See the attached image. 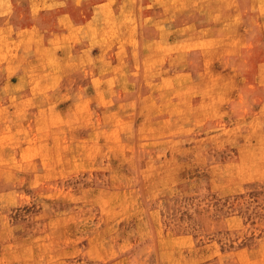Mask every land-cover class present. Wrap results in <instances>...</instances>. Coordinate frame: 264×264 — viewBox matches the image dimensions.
<instances>
[{
  "label": "rangeland",
  "instance_id": "rangeland-1",
  "mask_svg": "<svg viewBox=\"0 0 264 264\" xmlns=\"http://www.w3.org/2000/svg\"><path fill=\"white\" fill-rule=\"evenodd\" d=\"M0 264H264V0H0Z\"/></svg>",
  "mask_w": 264,
  "mask_h": 264
}]
</instances>
